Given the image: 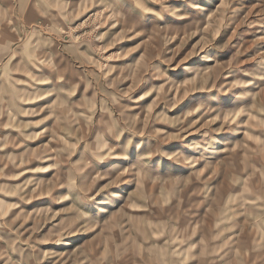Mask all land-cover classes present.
<instances>
[{
    "label": "rangeland",
    "instance_id": "1",
    "mask_svg": "<svg viewBox=\"0 0 264 264\" xmlns=\"http://www.w3.org/2000/svg\"><path fill=\"white\" fill-rule=\"evenodd\" d=\"M0 264H264V0H0Z\"/></svg>",
    "mask_w": 264,
    "mask_h": 264
},
{
    "label": "bare ground",
    "instance_id": "2",
    "mask_svg": "<svg viewBox=\"0 0 264 264\" xmlns=\"http://www.w3.org/2000/svg\"><path fill=\"white\" fill-rule=\"evenodd\" d=\"M93 162L94 161L92 159L87 158L84 162V169H89L93 165Z\"/></svg>",
    "mask_w": 264,
    "mask_h": 264
}]
</instances>
